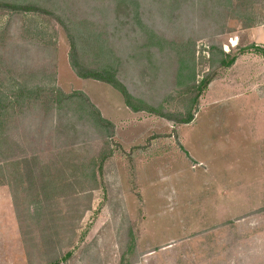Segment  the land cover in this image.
<instances>
[{"label":"rangeland","instance_id":"rangeland-1","mask_svg":"<svg viewBox=\"0 0 264 264\" xmlns=\"http://www.w3.org/2000/svg\"><path fill=\"white\" fill-rule=\"evenodd\" d=\"M42 1L108 33L139 110L54 15L0 8V264H264V0Z\"/></svg>","mask_w":264,"mask_h":264},{"label":"trees","instance_id":"trees-1","mask_svg":"<svg viewBox=\"0 0 264 264\" xmlns=\"http://www.w3.org/2000/svg\"><path fill=\"white\" fill-rule=\"evenodd\" d=\"M113 8L118 9L121 11L127 10L129 8H133L136 5H138V0H113L112 2ZM47 2L42 0H0V8H6L8 10L12 11H42L46 14L54 15L58 21L61 23V25L65 28V31L67 33V36L70 41V52H69V59L70 64L72 68L76 71V73L83 78H93L99 81H104L106 83H109L113 85L114 87L120 89L122 94L125 97V101L128 106L131 107L132 110L137 111L139 110L136 106L132 105L131 103V96L125 89V87L118 81L116 77V70L117 68L113 67L110 64V60L112 58V61H114V56L112 50L108 46V33L105 34H96L89 32L88 35H83L82 31L78 29L77 26H70L69 22L62 21L60 15L62 10H57L56 6L52 5V9L48 10L47 8ZM55 8V10H54ZM60 14V15H59ZM68 21V20H66ZM82 26H88L87 21L81 22ZM82 27V29H83ZM74 31V32H73ZM90 41V42H89ZM183 54V53H181ZM90 57V59L93 57H96L99 59V62H103L100 66H92V63L90 60L87 62V59ZM188 56L184 55L182 56V62L183 60H186L185 58ZM116 60V59H115ZM235 60V57H229L227 54L224 55V58L220 59V64L223 66H229L231 65ZM189 70H187V76L190 78H194V72L193 67H188ZM210 81V80H209ZM209 81H201L199 83V86H196L197 88V96L200 95V93L204 90L203 88L207 86ZM74 96L80 97L84 103H88L90 105V102L88 101V98L83 93H74ZM73 95L65 96L67 99H71ZM86 103V104H87ZM95 110L94 113L97 114V118L101 121L105 122L106 124H109L106 119L101 118L99 115V112L96 108H93ZM191 118H188L184 120L183 122H189ZM5 138H0V148L2 151V155L6 158L8 154V150H11L10 143L5 141ZM4 146V149L2 148ZM3 149V150H2ZM9 157V156H8ZM7 160L9 158H6ZM6 160V161H7ZM10 160H8L9 162ZM13 160H11L8 164H12ZM18 162V161H17ZM24 164V167L26 169V173H28V168L30 167L31 159L24 158V160L21 161Z\"/></svg>","mask_w":264,"mask_h":264},{"label":"crops","instance_id":"crops-1","mask_svg":"<svg viewBox=\"0 0 264 264\" xmlns=\"http://www.w3.org/2000/svg\"><path fill=\"white\" fill-rule=\"evenodd\" d=\"M251 40L257 44H264V24L252 28Z\"/></svg>","mask_w":264,"mask_h":264},{"label":"built area","instance_id":"built-area-1","mask_svg":"<svg viewBox=\"0 0 264 264\" xmlns=\"http://www.w3.org/2000/svg\"><path fill=\"white\" fill-rule=\"evenodd\" d=\"M230 44L233 46L234 44H233V42H232V40H230Z\"/></svg>","mask_w":264,"mask_h":264}]
</instances>
